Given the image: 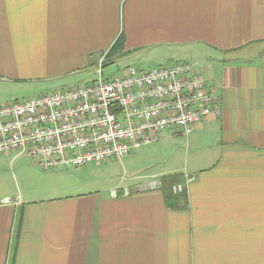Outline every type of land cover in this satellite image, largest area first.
<instances>
[{"label":"crops","instance_id":"obj_1","mask_svg":"<svg viewBox=\"0 0 264 264\" xmlns=\"http://www.w3.org/2000/svg\"><path fill=\"white\" fill-rule=\"evenodd\" d=\"M100 59L125 61L121 73L194 62L218 109L148 145L176 142L165 167L128 168L105 191L89 166L1 155L0 264H264V0H0V106L77 87ZM176 173L136 192L141 177Z\"/></svg>","mask_w":264,"mask_h":264},{"label":"built area","instance_id":"obj_2","mask_svg":"<svg viewBox=\"0 0 264 264\" xmlns=\"http://www.w3.org/2000/svg\"><path fill=\"white\" fill-rule=\"evenodd\" d=\"M103 69L100 59L77 87L0 106V156L26 155L45 171L121 161L167 130L190 135L218 109L217 94L194 62L146 71L128 67L107 79ZM161 180L141 177L136 192L157 191ZM191 180L183 175L172 193H182ZM129 194L122 189L110 196Z\"/></svg>","mask_w":264,"mask_h":264},{"label":"rangeland","instance_id":"obj_3","mask_svg":"<svg viewBox=\"0 0 264 264\" xmlns=\"http://www.w3.org/2000/svg\"><path fill=\"white\" fill-rule=\"evenodd\" d=\"M193 57L188 56L182 58L181 60H191ZM152 60L154 62H148V63H152L153 65L156 64L155 66H157L158 61L156 59H150L147 58L146 60ZM126 62L123 60H117V61H113V62H109L106 63L104 65V69H103V78L107 79L110 77H114V76H118L121 73V70L123 69V67L125 66ZM160 64H164V63H160ZM76 83H71V85H68L70 87L67 88H72L73 86H75ZM39 87L37 89H34V91L38 90ZM50 89V91L54 90ZM40 95V94H39ZM39 95H27L26 91L22 90H18L15 93V99L12 100V103H19V102H24L27 101L31 98H35ZM183 141V139H182ZM157 143V142H155ZM153 143V144H155ZM171 145H170V144ZM176 144L175 141L169 142L167 141V143H164L160 148H154V146H142L141 148H139L140 150L137 149V151L133 150L132 152H130L131 154V158L134 157L137 153H139L140 157H139V161L138 164H135V160L136 159H131L129 161H126L124 159H122L121 163L122 165L118 162V161H110L107 164H98V165H88L89 170L86 171V173H84V175H86L87 180H92L95 183V188L97 190H108L112 187H114L115 185H117V179H119V177H122L123 172H128V168H136L139 166H146V165H152L150 167V169L144 171V173L146 172V174H152L155 173L156 171L159 170L160 168L165 167V165H163L164 162H167L169 159H171L170 154L172 155V153L175 151L176 146H174ZM146 147V148H144ZM173 158V157H172ZM28 161H30L31 163L33 159L32 158H28ZM128 163V164H127ZM177 163V161H176ZM34 168L38 169L34 163ZM87 166V167H88ZM159 166V167H158ZM71 169V168H70ZM124 169V170H123ZM40 170V169H39ZM41 171V170H40ZM83 175V174H82ZM179 176V174H172L171 176H169V178H177ZM81 178H83V176H81ZM163 181H168V177H164L162 178Z\"/></svg>","mask_w":264,"mask_h":264},{"label":"trees","instance_id":"obj_4","mask_svg":"<svg viewBox=\"0 0 264 264\" xmlns=\"http://www.w3.org/2000/svg\"><path fill=\"white\" fill-rule=\"evenodd\" d=\"M168 179H171V178L168 177Z\"/></svg>","mask_w":264,"mask_h":264}]
</instances>
